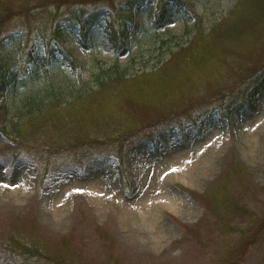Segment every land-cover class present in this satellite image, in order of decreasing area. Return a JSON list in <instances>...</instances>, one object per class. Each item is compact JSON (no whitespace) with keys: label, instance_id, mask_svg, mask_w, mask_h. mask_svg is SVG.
<instances>
[{"label":"rangeland","instance_id":"obj_1","mask_svg":"<svg viewBox=\"0 0 264 264\" xmlns=\"http://www.w3.org/2000/svg\"><path fill=\"white\" fill-rule=\"evenodd\" d=\"M36 1L42 0L19 3L28 8ZM179 1L148 0L134 10L124 0L94 3L117 9L124 34L110 40L104 22L85 38L75 32L66 36L62 45L79 60L82 80L60 57L47 72L40 68L0 83V125L6 129L0 131V264H19L4 249L17 218L48 252L74 264H264V96L251 113L225 119L214 114L188 125L186 144L173 141L169 149L157 145L131 153L126 176L133 190L128 192L119 183L117 159L110 158L112 145L80 146L86 141L81 139L77 147L53 153L57 144L50 135L32 125L27 131L35 137L23 140L16 129L52 100L71 102L97 90L98 80L117 69L134 75L158 67L171 51L190 45L197 30L210 33L239 2ZM158 3L168 10L161 24L155 22ZM25 17L21 12L2 20L0 53L9 70L20 63ZM250 28L229 32L249 35ZM240 39L248 51L241 57L244 76L264 63V25ZM121 41L122 50L114 51ZM228 78V84L235 81ZM48 158L53 168L39 183L40 163Z\"/></svg>","mask_w":264,"mask_h":264},{"label":"trees","instance_id":"obj_2","mask_svg":"<svg viewBox=\"0 0 264 264\" xmlns=\"http://www.w3.org/2000/svg\"><path fill=\"white\" fill-rule=\"evenodd\" d=\"M20 1L0 0V21L23 12L26 26L21 32L22 38L27 34L21 48L20 63L11 70L0 53V83L9 79L14 81L21 75H32L40 68H45L47 72L51 61L60 57L68 62L75 78L82 80L80 62L63 47L62 41L70 32L85 38L89 31L102 26L104 22L105 32L115 38L121 27L116 8L93 5L113 0H42L28 8L23 7ZM147 1L124 0L130 10L145 5ZM175 1L181 4V1ZM158 4L157 20L164 22L168 10L162 3ZM262 25L264 0H239L231 14L214 26L210 33L197 30L190 45L171 51L170 58L160 61L158 67L134 75L124 74L117 69L98 80L97 90L71 102L52 100L50 105L42 106L43 109L31 115L45 117L49 127L42 133L47 135H54L49 129L65 133L71 128L80 127L85 128L96 141L105 146L112 145L111 156L119 161L122 184L131 190L126 176V163L131 153L144 151L150 145L168 146L174 138L186 142L184 138L187 137L188 125L196 124L202 117L215 112L226 117L246 109L250 113L255 111L253 102L264 95V63L258 69L240 75L243 67L241 57L248 53L247 49L241 47L240 37L246 39L254 36V31ZM246 26H251L249 35H246L247 31L239 36H231L229 30L238 33ZM38 46L45 56L41 57ZM226 61L227 71L222 69ZM114 65L120 66L118 61ZM232 65L233 73L230 72ZM228 77L235 81L228 84ZM72 117L76 119L73 125ZM20 125L24 132L33 128L32 123L26 121ZM2 130L5 127L0 125ZM77 141L54 140L57 146L51 152L75 148L79 145ZM92 144L93 141L86 140L80 146ZM19 150L17 145L13 153ZM52 168L50 158L42 160L37 181L44 183ZM190 193L203 201L207 199V196L198 195L197 192ZM211 204L213 210L220 207L215 200ZM11 224L4 239V249L11 251L19 264H39L43 261L48 264H74L63 255L60 257L48 252L43 244L30 237L23 218H17Z\"/></svg>","mask_w":264,"mask_h":264},{"label":"bare ground","instance_id":"obj_3","mask_svg":"<svg viewBox=\"0 0 264 264\" xmlns=\"http://www.w3.org/2000/svg\"><path fill=\"white\" fill-rule=\"evenodd\" d=\"M89 33H90V31H89ZM89 33H87L86 35H88ZM123 34H124L123 30L119 29L117 36H122ZM66 63L68 64V62H66ZM245 111L248 112V109H246ZM25 119H26V122L32 123L33 126H35L37 129H39L40 130L39 133H41L45 129L48 130L49 124L47 123L44 116H35V115L29 114V116ZM75 121H76V119L72 117L71 118L72 125ZM16 127H17L16 129L19 132L20 137L23 140L25 138H31L32 136L35 137V133H30L29 131L24 132L23 128L21 127L20 124L19 125L17 124ZM72 130H73L72 136H67V132L64 133L60 130L54 131V129H49V132H51V134H54L53 136L51 135V137L53 139L52 141L58 140L59 138L62 137L61 135H63L65 137H67V139L69 141H71V140L77 141L79 139H83V140L85 139L88 141H93L94 145H100L101 144L99 141H96L85 128L75 127Z\"/></svg>","mask_w":264,"mask_h":264}]
</instances>
